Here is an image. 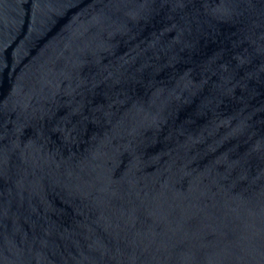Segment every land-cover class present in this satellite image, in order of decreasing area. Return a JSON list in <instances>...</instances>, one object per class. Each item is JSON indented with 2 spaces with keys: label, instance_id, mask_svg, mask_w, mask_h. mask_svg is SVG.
Listing matches in <instances>:
<instances>
[{
  "label": "water",
  "instance_id": "95a60500",
  "mask_svg": "<svg viewBox=\"0 0 264 264\" xmlns=\"http://www.w3.org/2000/svg\"><path fill=\"white\" fill-rule=\"evenodd\" d=\"M0 264H264V0H0Z\"/></svg>",
  "mask_w": 264,
  "mask_h": 264
}]
</instances>
